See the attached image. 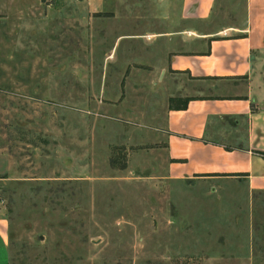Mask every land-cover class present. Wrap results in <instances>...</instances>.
Listing matches in <instances>:
<instances>
[{
    "label": "rangeland",
    "instance_id": "374dc122",
    "mask_svg": "<svg viewBox=\"0 0 264 264\" xmlns=\"http://www.w3.org/2000/svg\"><path fill=\"white\" fill-rule=\"evenodd\" d=\"M146 1L100 0L80 20L74 0H35L32 14L26 2L17 13L16 0H0L9 264H241L221 259L214 241L246 197L211 191L231 187L219 180L161 179L166 94L177 98L176 83L133 64L145 61L142 39L121 35L112 46L118 34L165 25L146 17ZM249 199L264 254V193Z\"/></svg>",
    "mask_w": 264,
    "mask_h": 264
},
{
    "label": "crops",
    "instance_id": "0c3cea01",
    "mask_svg": "<svg viewBox=\"0 0 264 264\" xmlns=\"http://www.w3.org/2000/svg\"><path fill=\"white\" fill-rule=\"evenodd\" d=\"M74 1L81 6L74 7L73 17L80 20L100 10V0ZM23 2L29 14L35 12V0H16L17 13ZM146 3V17L167 20L165 25L118 34L112 46L121 35L142 39L145 61L133 64L155 68L160 81L176 83L177 98L187 99L184 108L164 113L161 179L228 182L231 187L211 191L246 197V203L224 218L228 231L214 241L220 258L264 264V254L254 248L249 215L250 195L264 193V0ZM112 46L108 56L114 58ZM4 223L0 217V264H9Z\"/></svg>",
    "mask_w": 264,
    "mask_h": 264
},
{
    "label": "trees",
    "instance_id": "16d2710c",
    "mask_svg": "<svg viewBox=\"0 0 264 264\" xmlns=\"http://www.w3.org/2000/svg\"><path fill=\"white\" fill-rule=\"evenodd\" d=\"M186 98H173L168 99V108L169 109H182L186 104Z\"/></svg>",
    "mask_w": 264,
    "mask_h": 264
}]
</instances>
